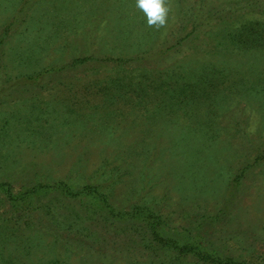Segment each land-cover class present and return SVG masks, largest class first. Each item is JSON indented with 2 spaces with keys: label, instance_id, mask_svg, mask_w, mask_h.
<instances>
[{
  "label": "rangeland",
  "instance_id": "rangeland-1",
  "mask_svg": "<svg viewBox=\"0 0 264 264\" xmlns=\"http://www.w3.org/2000/svg\"><path fill=\"white\" fill-rule=\"evenodd\" d=\"M166 4L0 0V264H264V0Z\"/></svg>",
  "mask_w": 264,
  "mask_h": 264
},
{
  "label": "clouds",
  "instance_id": "clouds-1",
  "mask_svg": "<svg viewBox=\"0 0 264 264\" xmlns=\"http://www.w3.org/2000/svg\"><path fill=\"white\" fill-rule=\"evenodd\" d=\"M136 7L145 14L148 26L156 29L166 26L169 13L166 0H136Z\"/></svg>",
  "mask_w": 264,
  "mask_h": 264
},
{
  "label": "trees",
  "instance_id": "trees-1",
  "mask_svg": "<svg viewBox=\"0 0 264 264\" xmlns=\"http://www.w3.org/2000/svg\"><path fill=\"white\" fill-rule=\"evenodd\" d=\"M154 237L156 238V240L160 241V240L158 239V237L155 235V232H154ZM141 240H145V242H146V241L148 242L147 239H143V238H142V239H140V241H141ZM140 241H139V243H141ZM149 242H151V241H149Z\"/></svg>",
  "mask_w": 264,
  "mask_h": 264
}]
</instances>
